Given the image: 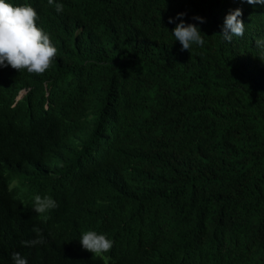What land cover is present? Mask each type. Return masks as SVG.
<instances>
[{
	"label": "trees",
	"instance_id": "16d2710c",
	"mask_svg": "<svg viewBox=\"0 0 264 264\" xmlns=\"http://www.w3.org/2000/svg\"><path fill=\"white\" fill-rule=\"evenodd\" d=\"M6 2L38 12L58 55L42 75L0 67V264H264V4ZM179 13L203 46L181 51ZM35 195L58 207L38 215ZM34 227L45 242L24 246ZM89 230L110 252L82 248Z\"/></svg>",
	"mask_w": 264,
	"mask_h": 264
},
{
	"label": "clouds",
	"instance_id": "9594fccd",
	"mask_svg": "<svg viewBox=\"0 0 264 264\" xmlns=\"http://www.w3.org/2000/svg\"><path fill=\"white\" fill-rule=\"evenodd\" d=\"M249 4H264V0H246ZM49 6H54L57 13L64 11V5L56 0H48ZM186 13H179L175 19L180 20L172 33L176 41L182 45L181 51H190L193 45L203 46L205 41L201 35V30L195 23H186L182 17ZM242 10H230L226 15L222 38L231 42L234 36L243 37L246 25L241 19ZM194 20L200 23L206 22L200 16H194ZM38 12L30 5H13L0 0V67L11 66L13 69L22 72L27 70L29 74L42 75L49 70L58 55L57 47L52 43L50 35L38 26ZM173 18H169V23H174ZM257 45L264 47V40H257ZM0 126L2 131L13 128L14 123L3 121ZM21 138V137H17ZM58 207L57 202L51 196H34L33 210L41 216ZM37 234V239L22 241L24 246H35L45 242L41 234V229L33 228ZM82 248L94 254L103 255L110 252L114 246V241L105 234L96 231H85L79 239ZM14 264H28L26 258L20 253H13Z\"/></svg>",
	"mask_w": 264,
	"mask_h": 264
}]
</instances>
